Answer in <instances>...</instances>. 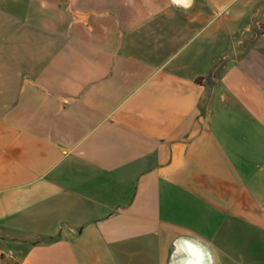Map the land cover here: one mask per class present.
I'll list each match as a JSON object with an SVG mask.
<instances>
[{"label":"crops","instance_id":"1","mask_svg":"<svg viewBox=\"0 0 264 264\" xmlns=\"http://www.w3.org/2000/svg\"><path fill=\"white\" fill-rule=\"evenodd\" d=\"M183 239L264 264V0H0V264Z\"/></svg>","mask_w":264,"mask_h":264},{"label":"bare ground","instance_id":"2","mask_svg":"<svg viewBox=\"0 0 264 264\" xmlns=\"http://www.w3.org/2000/svg\"><path fill=\"white\" fill-rule=\"evenodd\" d=\"M178 245L180 253L182 252L185 254L183 257L175 260L173 264H202V262L210 263V256L207 253L208 251L206 252L202 246L190 241H186L185 239H183L181 243L179 242Z\"/></svg>","mask_w":264,"mask_h":264},{"label":"water","instance_id":"3","mask_svg":"<svg viewBox=\"0 0 264 264\" xmlns=\"http://www.w3.org/2000/svg\"><path fill=\"white\" fill-rule=\"evenodd\" d=\"M202 264H205L204 262H202Z\"/></svg>","mask_w":264,"mask_h":264}]
</instances>
